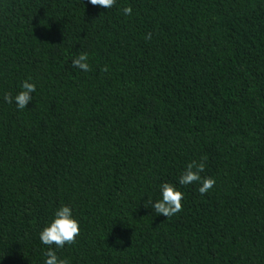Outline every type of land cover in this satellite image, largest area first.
Segmentation results:
<instances>
[{
    "label": "trees",
    "instance_id": "obj_1",
    "mask_svg": "<svg viewBox=\"0 0 264 264\" xmlns=\"http://www.w3.org/2000/svg\"><path fill=\"white\" fill-rule=\"evenodd\" d=\"M201 160L206 194L144 207ZM63 204L71 264H264V0H0V264H43Z\"/></svg>",
    "mask_w": 264,
    "mask_h": 264
},
{
    "label": "clouds",
    "instance_id": "obj_2",
    "mask_svg": "<svg viewBox=\"0 0 264 264\" xmlns=\"http://www.w3.org/2000/svg\"><path fill=\"white\" fill-rule=\"evenodd\" d=\"M93 6H99L103 9H111L116 5L117 0H88ZM125 16L132 14L130 6L122 9ZM151 39V35L147 37ZM72 67L87 73L90 70L89 56L87 53L79 54L72 58ZM20 91L13 96L6 93L3 97L8 104H15L17 110H24L29 103L33 101V94L37 91L36 83L26 79L20 86ZM206 164L203 160L188 163L185 169L180 173L177 183L165 181L159 185L158 198L149 197L144 203L145 208H150L157 216L171 218L182 211L184 192L178 185H199L198 191L201 195L206 194L215 185V178L204 177L201 175L205 171ZM116 222V221H115ZM113 223V226L115 224ZM80 222L73 212V207L63 204L55 209L51 220L39 232V239L43 245L47 246L43 264H71L67 258H61L58 255L59 249L64 248L66 244H73L80 235ZM121 238L116 237V243H121Z\"/></svg>",
    "mask_w": 264,
    "mask_h": 264
}]
</instances>
